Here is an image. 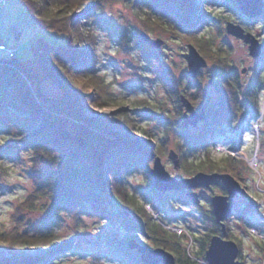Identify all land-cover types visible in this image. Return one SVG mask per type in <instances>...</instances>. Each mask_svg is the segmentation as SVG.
<instances>
[{"label": "rangeland", "instance_id": "rangeland-1", "mask_svg": "<svg viewBox=\"0 0 264 264\" xmlns=\"http://www.w3.org/2000/svg\"><path fill=\"white\" fill-rule=\"evenodd\" d=\"M91 2H86L75 12H82ZM193 2L195 5L178 4L175 7V17L180 29L176 32L165 30L167 25L156 28V25L150 21L147 26L146 14L150 16L155 14L150 13L145 5L139 11L129 0L101 2L100 18L106 23L93 28L97 34L95 67L96 73L103 76V83L112 97L101 105L91 103L84 109L83 115L95 117L97 114L104 116L127 112L135 127L127 129L123 138L131 142L135 153L145 152L151 156L153 150L154 154L161 157L165 170L177 179L187 177V173L194 175L204 167L213 170L210 163H217L218 166L223 157L230 155L237 163L236 170L231 169L230 172H235L240 178L251 200L257 198L259 202L258 208L250 212L245 221L239 222L244 232V237L241 238L244 258L241 261L243 264H264V85L257 93L258 105L254 104L253 99L247 98V103L241 107L242 110L235 109L241 113L240 116L232 118L233 123L236 124L235 130L218 138L209 137L208 144H189L177 127L182 120V110L179 112L181 108L178 102L179 94L184 96L195 94L198 88V101L195 105L192 104L196 111L206 106H214L217 99V93L208 77L217 66L204 58L200 45L193 40L201 37L209 38V47L212 51H218V54L224 56V59L230 63L232 71L238 76L240 90L243 92L255 71L264 77V49L258 57L250 56L247 45L225 31V23L229 21L241 25L258 38L260 43L264 42V28L260 23L249 22L256 18L245 21L246 18L238 11L234 0H194ZM107 26L109 29H106ZM108 31L113 32V35H108ZM119 33H123V40L120 39ZM140 33H146L151 40L161 41L159 46L153 49L154 56L149 55L145 47L139 45V41L142 42L139 38ZM183 34L188 35L184 37ZM39 36L54 45L64 42L65 37L63 34L58 35L37 27L29 17L26 7L18 0H0V45L13 49V55L15 53L18 59L27 61L26 65L33 74L30 87L33 88L34 95L38 99L36 101L47 106L48 102L45 101L58 97L61 92L49 78L44 77L36 57L31 54V44ZM188 45H192L206 61L205 67H200L194 77L187 75L186 60L183 57ZM0 57H7L2 49H0ZM159 65L161 70L166 71L175 81L178 98L168 97L166 94L165 87L158 79ZM243 68L244 72H242ZM92 92L93 88L90 87L85 95L91 96ZM43 98L46 100L43 101ZM136 99L150 101L154 105L152 111H148L144 104L138 105ZM146 115L150 117L145 118ZM220 127L225 130L227 128L224 124ZM204 129L206 126L203 121L185 128L190 134H200ZM5 136L0 133V144ZM14 145L15 143L9 140L4 143L3 148L8 150L9 154L0 156V232L7 233L17 226L19 232L38 234L39 223L48 210L46 198L37 199L34 210L24 211L19 224L13 219L17 205L34 188L28 175L29 151H19L14 149ZM207 149L208 156L205 155ZM170 150L177 155V167L167 158ZM251 159L254 160L253 164L250 163ZM189 162L192 163V168L189 167ZM146 163L147 166L151 164L147 161ZM217 169L223 171L225 168L220 166ZM107 178L104 174L105 181L108 180ZM127 184L138 203H141L159 224L175 228L178 226L180 216L185 223L188 222L189 226L195 229L196 233H193V236L192 234L185 236L186 240L183 242V246L190 253L198 237L202 238L205 232L210 230L209 221L195 214L193 206L179 201L180 196L177 192L154 193L149 190L143 174L139 171H133L129 175ZM107 190L109 191V188ZM146 197H149L150 203L145 200ZM198 208L205 212L206 203L202 202ZM128 216L138 227L141 226L142 221L132 215ZM119 222L120 220L109 207L105 219L102 220L94 215L78 216L60 210L53 225L54 236L51 240L25 247L23 255L28 258L39 257L37 264H49L56 254H70L71 244L75 239L80 246L79 253L69 255L61 264H122L110 259L120 255L119 237L123 238L127 235ZM232 229L237 231L235 225H232ZM144 241L150 245L153 242L151 239ZM2 255L5 258L10 257L11 252L4 249ZM198 264L208 263L201 260Z\"/></svg>", "mask_w": 264, "mask_h": 264}, {"label": "trees", "instance_id": "trees-1", "mask_svg": "<svg viewBox=\"0 0 264 264\" xmlns=\"http://www.w3.org/2000/svg\"><path fill=\"white\" fill-rule=\"evenodd\" d=\"M18 1L26 7L29 17L37 27L58 35L63 34L65 37L64 42L54 45L39 36L31 44V54L36 57L44 77L49 78L61 92L56 98L48 100L43 98V101L48 102L47 106L37 102L33 88L30 87L33 74L26 65L27 61L18 59L15 53L12 56L6 53L7 57H0V133L6 135L0 144V156L9 154L8 150L3 148L8 140L15 143L14 149L29 151L28 175L34 185L33 191L27 194L15 209L13 219L16 224L21 222L24 211L36 208L37 199L41 197L48 201V210L39 223L38 234L19 232L17 226L7 233L0 232V264H37L39 257H24V248L51 240L54 236L53 225L60 210L78 216L94 215L102 220L106 217L108 207L120 220L121 227L135 229L138 226L127 214L132 215L142 221L140 229L153 241L154 246L176 255L178 253L176 243L181 241L185 255L182 237L167 232L143 205L138 203L136 196L128 187L129 175L133 171H139L143 174L149 190L159 193L152 186L146 163L149 160L148 153H135L131 142L123 138L127 129L135 127L131 116H128L127 112L104 116L97 114L95 117L83 115L84 109L91 103L101 105L112 97L103 83V76L96 73L95 67L97 34L93 28L103 23L100 18V4L104 0ZM90 1L92 2L88 8L82 12H75ZM193 1L129 0L139 11L145 5L150 13L155 14L152 16L146 14L147 26L150 22L156 25V28L167 25L165 30L169 32H176L179 29L175 7L178 4L195 5ZM249 22L260 23L264 28V10L261 18ZM105 23L104 21L103 24ZM106 29H109V26ZM109 34L113 35V32L108 31ZM186 35L188 34H183L184 37H187ZM119 36L123 40V33H119ZM193 41L200 45L204 58L217 66L208 76L217 93V99L214 106L204 108L208 121L203 132L190 134L180 124H177V127L189 144H208L209 137L218 138L226 133L220 126L227 124L230 110H242L241 107L247 103V98L253 99L254 104H257V93L264 85V77L255 71L258 75L254 73L246 90L242 92L238 76L232 71L230 63L224 56H220L218 51L211 50L209 38H195ZM143 43L139 41V45L145 47L149 55L154 56V48ZM159 68L158 79L165 87L166 94L168 97L178 98L175 81L166 71L161 70L160 65ZM90 87L93 88L92 95H85ZM198 92L197 88L195 94L185 95L193 105L198 101ZM135 102L138 105L144 104L148 111H152L154 107L146 99H136ZM181 110L182 108H179V112ZM208 154L207 149L205 155ZM191 164L189 162V167L192 168ZM210 164L212 169L223 166L226 171L236 170L237 166L230 155L223 157L218 166L217 163ZM104 174L108 177L107 181L104 180ZM145 200L149 202L150 199L146 197ZM119 238L120 255L110 259L122 264H140L138 256L134 258L124 254L127 252L126 236ZM4 249L11 252L10 257L5 258L2 255ZM70 249V254H56L49 264H61L69 255L79 253L80 246L75 239ZM188 261L192 262L182 255L176 256L177 264H187Z\"/></svg>", "mask_w": 264, "mask_h": 264}, {"label": "water", "instance_id": "water-1", "mask_svg": "<svg viewBox=\"0 0 264 264\" xmlns=\"http://www.w3.org/2000/svg\"><path fill=\"white\" fill-rule=\"evenodd\" d=\"M237 9L243 14L246 19L260 18L264 10L263 0H234ZM225 31L230 35L242 40L247 45L248 54L252 57H258L261 54L262 45L252 33L245 31V29L239 25L227 21L225 23ZM139 38L150 47H158L161 41L159 39L151 40L146 33H140ZM187 65V75L194 77L197 70L200 67H205V59L198 53V51L192 46L188 45L187 52L183 54ZM244 68L242 72H244ZM179 102L182 108V120L180 125L183 128L188 126H194L198 121L204 120L206 113L203 108L196 111L192 103L182 94H179ZM168 158L172 161L174 166L178 165V158L173 150L168 152ZM149 175L153 188L159 192L171 191V190H183L194 188L198 186H209L215 184L219 180L222 181L226 188L227 195L219 196L215 195L211 199V205L213 209V215L216 222L221 223V227L224 225L221 222L224 218L230 216L231 210L229 208L227 199L229 196H234L237 193H244V189L241 187L238 181H236L228 173H204L196 172L190 177H184L177 179L172 177L164 168L159 156L153 157L152 166L149 169ZM191 199L196 202V193L188 194ZM251 206V204H250ZM127 246L129 249H136L140 255L142 264H174V257L172 253L161 248L154 247L149 248L145 245L137 243L134 239L127 240ZM238 253V247L232 240L222 239L218 235H213L205 250L204 260L208 264H241L236 259Z\"/></svg>", "mask_w": 264, "mask_h": 264}, {"label": "flooded vegetation", "instance_id": "flooded-vegetation-1", "mask_svg": "<svg viewBox=\"0 0 264 264\" xmlns=\"http://www.w3.org/2000/svg\"><path fill=\"white\" fill-rule=\"evenodd\" d=\"M245 31H246V29H245ZM261 45H262V49H263L264 48V42H261ZM261 52H262V50H261ZM240 114L241 113L237 110H230L228 112L229 118L227 120V124L226 125L224 124L227 127L225 130L226 133L229 131L235 130L234 126L236 124L233 123L234 120L232 118L234 116L238 117V115L240 116ZM202 121H203L204 125H206V123L208 121L207 115L205 116L204 120H202ZM231 149H232V147H231ZM154 156H157V154H154V151L152 150L151 156H149V160H148V163L149 162L151 163L148 166V171L152 166ZM168 159L170 160V158H168ZM160 160H161V157H160ZM171 163H172V161H171ZM172 165H173V163H172ZM175 167H177V166H175ZM201 171L204 173L216 172V173H228V174H230L236 181L239 182L241 187L244 189V193H241V194L237 193L234 196L228 197L227 202H228L229 208L231 210V214H230V216L224 218L221 221L224 225V227L222 228L221 223L216 222V220L214 218L213 209H212V205H211V199L213 196H215V195L226 196L227 195L226 188L224 187L221 180H219L215 184H210L209 186H206V187L205 186H198V187L183 189V190H171V191L169 190V191H165V192L157 191L159 193L177 192L180 196V198H178L179 201H183V202L188 203L189 205L193 206V208H195L194 210L196 211L195 214H198V216L201 219L208 220L209 223L211 224L210 230L205 232V234L203 235L202 238L198 237V239L195 241L194 248L192 249V252H194V254H191L188 249H185L186 250L185 251L186 256L183 255V248H182L181 241L176 243V245H177L176 246V249H177L176 252H178V253L175 255L172 252V255L174 257V264H177V262H176V256L177 255L184 256V258L186 260H188V259L192 260L191 263L188 261L187 264H198V262H201V260H204L205 250L208 246L210 238L213 235H218L222 239H225V240L234 241L238 247V253H237L236 259L239 260L241 262V264H243L242 261H243L244 257H242L243 254H242V247H241V238L243 239L244 232H243V227L241 224H239V222L245 221L247 219V216L250 214V212H252L253 210L258 208L259 202H257V198H256V200L255 199L253 201L251 200V198L248 195L249 193L246 190V187L243 185L240 178H238V176L236 175L235 172L231 173L230 171H225V170L222 171V170H218V169L209 170L206 167H204ZM192 174L193 173H190V174L187 173L186 176L190 177V176H192ZM192 192L197 194V197H196L197 201L196 202H194L191 199V197L188 195L189 193H192ZM202 202L206 203V211L205 212L202 211L200 208H198ZM250 204H251V206H250ZM200 211H202V212H200ZM127 215H129V214H127ZM179 218H180V221L177 223L178 226L175 228L173 226H170V225L165 226V225L161 224V226L164 229H166L167 232H172L173 234H179L180 237H182L181 240L185 241L186 240L185 236L187 237L190 234H192V236H193V233H196V232H195V229L193 227L189 226L188 222L185 223L183 221L182 217L179 216ZM232 225H235L237 227V231L232 229ZM166 227H168V229ZM122 228L125 229V234H127V235H125L126 236L125 245L127 248V252H125L124 254H128L129 256H132L134 258L138 256L140 264H142L141 259H140V255L136 251V249H129L128 248L127 240L134 239L137 243H139L141 245H145L149 248H154L156 246H154L153 242H151V245H150L147 241H144V239L148 240L149 238H148L147 234H145L141 231L140 226L139 227L136 226L135 229H128L126 226L122 227ZM237 233H239V234H237ZM158 264H162V263H158Z\"/></svg>", "mask_w": 264, "mask_h": 264}, {"label": "built area", "instance_id": "built-area-1", "mask_svg": "<svg viewBox=\"0 0 264 264\" xmlns=\"http://www.w3.org/2000/svg\"><path fill=\"white\" fill-rule=\"evenodd\" d=\"M0 49L4 50L9 56H12L13 55V52L14 50L13 49H10L8 47H5L4 45H0ZM10 49V50H9Z\"/></svg>", "mask_w": 264, "mask_h": 264}, {"label": "bare ground", "instance_id": "bare-ground-1", "mask_svg": "<svg viewBox=\"0 0 264 264\" xmlns=\"http://www.w3.org/2000/svg\"><path fill=\"white\" fill-rule=\"evenodd\" d=\"M253 162H254V160H253V159H251V160H250V163H252V164H253Z\"/></svg>", "mask_w": 264, "mask_h": 264}]
</instances>
